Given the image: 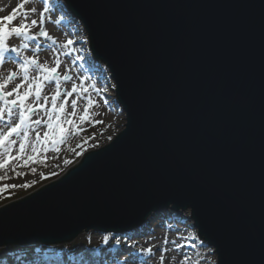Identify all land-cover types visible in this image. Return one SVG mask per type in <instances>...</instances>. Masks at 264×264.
<instances>
[{
	"label": "water",
	"instance_id": "water-1",
	"mask_svg": "<svg viewBox=\"0 0 264 264\" xmlns=\"http://www.w3.org/2000/svg\"><path fill=\"white\" fill-rule=\"evenodd\" d=\"M124 126L0 206V248L189 210L214 264H264V0H61Z\"/></svg>",
	"mask_w": 264,
	"mask_h": 264
},
{
	"label": "rangeland",
	"instance_id": "rangeland-1",
	"mask_svg": "<svg viewBox=\"0 0 264 264\" xmlns=\"http://www.w3.org/2000/svg\"><path fill=\"white\" fill-rule=\"evenodd\" d=\"M14 1L15 3L10 7L11 9H8L7 3L5 5L1 4L0 7L6 10L2 12L3 15H0V21H3V17L12 15L13 10H15L16 19L10 27L18 26L22 21L23 13L26 11L30 17L27 23L30 24L31 19L38 21L37 25L32 26L30 31V35H37L36 40H28L16 36H12L8 40L9 47H16L20 52L19 66L23 63L25 57L31 58L35 56L40 63L48 66H55L54 61L59 58L61 61L58 69L61 74V93L70 91L73 84L77 85L79 92V95L74 93L72 97L68 98L66 111L68 113L72 112L71 100L77 99V115L72 117V119L77 127L83 130L69 135L67 142L59 145L60 150L58 152L51 150V145H49V151L44 152V146L40 145V152L36 162H29L27 166H20L22 161H10L6 170L0 169V176L6 177L0 180V188H4V185H17L15 188H7L4 191H0V202L3 200L11 201L14 197L23 196L22 194L31 192L37 187L56 179L69 165L72 167L82 153L97 149L108 143L113 136L119 131L121 132L125 122L124 113L116 103L114 82L110 78L107 68L98 61L93 60L87 47L88 41L84 30L81 28V23L75 17L68 18V15L61 12L63 6L58 5H63L61 0ZM21 4L24 5L23 8L20 7ZM45 7L48 8L47 12L44 11ZM32 8H36L35 13L30 11ZM3 23H7V21H3ZM41 29L47 31L56 43L53 44L52 40L39 36L38 33ZM69 39L73 40L74 43L65 47L64 45L67 44ZM24 45H27V47H24ZM39 48L45 49L44 52L39 53ZM14 55L16 53H6L5 60ZM85 60L90 63L89 66L84 62ZM12 71L16 72V77H22L23 75L20 67L11 69L3 76V81ZM31 72L35 73L34 77L37 76V70L34 67H30L29 74ZM65 74L71 77L73 74L76 75L74 78L75 82L72 85L69 82L70 80H63V75ZM85 89L87 90L86 92L84 91ZM20 91L23 92L24 87ZM54 92L55 85L51 86V82H46L42 96L46 95L49 97L47 104L49 109L51 108V96ZM87 98H91L93 101V106L89 109L92 119L102 121V123L92 124L85 122L82 125L80 124L79 117L83 115V110L87 105ZM43 102V98L37 102L34 97L28 101L34 107L38 103L42 104ZM62 102L63 97L57 101L58 104ZM3 106V102L0 101V107ZM13 114L14 118H16L14 122L17 123L19 110L14 108ZM32 117L34 120L38 118L46 120L47 113L43 109H37L36 113L32 114ZM10 119L11 117L7 115V110H5V115L0 118L1 130L6 127L2 120L9 122ZM67 127L71 130L70 125ZM35 129L34 132L29 127V144L35 140L36 132H39L43 137L44 132L47 130L46 126L44 131L38 129L37 126ZM11 139L21 142L22 133L21 135L12 136ZM77 152L81 154L76 155ZM27 155H33L31 150L29 153L26 152L24 158ZM65 161H68V163H65ZM33 168H35V172L32 171ZM17 172L23 173V175L17 176ZM191 224L192 220L189 217V210L178 213L172 211L155 213L139 229L126 234H116L115 236L112 233H101L98 231L83 232L77 235L73 241L56 246V249L61 253L58 255L65 254V257L44 258V256L41 257L39 255H28L30 253L24 256H5L6 253H10L9 249L13 246L2 247L0 248V264H85V260L81 262L77 259H84L85 257L86 260L90 259L87 257L91 254L95 256L93 264H161V255L164 257L170 256L172 260L183 255L178 264L216 263V254H214L213 247L198 238L197 232L192 228ZM105 238H107V242H105ZM165 240H167V243H165ZM14 247L25 248L26 251L30 252L38 250L39 247L46 249L38 244ZM149 248L152 249L151 253L147 252Z\"/></svg>",
	"mask_w": 264,
	"mask_h": 264
},
{
	"label": "snow or ice",
	"instance_id": "snow-or-ice-1",
	"mask_svg": "<svg viewBox=\"0 0 264 264\" xmlns=\"http://www.w3.org/2000/svg\"><path fill=\"white\" fill-rule=\"evenodd\" d=\"M21 8L24 7L23 4L20 5ZM32 13L36 12V8L30 10ZM45 12L48 11V8L45 7ZM42 15V14H41ZM16 19L15 10H13L12 15L3 17V23L0 21V65L5 61V54L12 52L16 53L17 56L20 55L18 48L9 47L8 40L12 36L23 37L28 40H36L37 35H30L31 27L36 26L38 21L36 19H31L30 24L27 21L30 19L29 13L26 11L23 13L22 21L18 26L10 27L12 22ZM39 36L46 39L52 40V43L55 44L56 41L49 36L48 32L41 29L38 33ZM73 40L69 39L65 47L72 45ZM27 47V45H24ZM79 59V57H77ZM55 66H48L47 64L40 63L35 57H25L23 63L20 64V69L22 72V81L15 85L11 91H6L10 81L16 78V72L12 71L8 74L7 78L0 83V101L3 102V107H0V118H3L5 115V110H7V115L12 116L14 108L19 110V120L15 124H11L6 132H0V169L6 170L8 168L10 161H22V165L27 166L29 162H36L40 152V145H43L44 152L49 151V145H51V150L59 151V145H62L67 142L68 136L73 135L76 132L82 131V128H78L75 121L72 117L77 115V99L71 100L72 112L68 113L66 111V105L68 104V98L72 97L74 93L79 95L77 85L73 84L70 91L61 93V74L58 71L61 61L59 58H56L54 61ZM30 67H34L37 70V76L31 77L29 75ZM72 77L65 74L63 75V80L69 81ZM55 82V92L51 96V108L47 107L49 102V97L46 95L42 96L43 88L46 82ZM24 87V91L21 92L20 89ZM87 91L86 89L84 90ZM14 97V98H12ZM34 97L35 101H40L43 98L42 104H37L35 107L32 103H28L29 99ZM63 97V102L58 104L57 101L59 98ZM93 106V101L91 98H87V105L83 110V115L79 117L80 124L82 125L85 122L92 124L102 123V121H95L92 119V115L89 113V109ZM37 109H43L47 113V119L43 120L41 118L31 120L32 114L36 113ZM31 124L35 125H45L46 131L43 134V137L39 132H36L35 140L28 143L29 141V127ZM71 126V130L67 127ZM22 140L19 144V153L15 156L11 155V145L15 144L16 141L11 139L14 135H21ZM111 139V137H109ZM31 147V152L33 155H27L26 158V149ZM81 153L77 152L76 155ZM68 163V161H65ZM15 171V169H13ZM35 172V168L32 169ZM17 176L23 175V173L17 172ZM6 177L0 176V180L5 179ZM17 185H4V188H0V191H4L7 188H15ZM107 242V238H105ZM167 243V240H165ZM152 249H147V252L151 253ZM164 256L161 255L160 262L163 264Z\"/></svg>",
	"mask_w": 264,
	"mask_h": 264
},
{
	"label": "bare ground",
	"instance_id": "bare-ground-1",
	"mask_svg": "<svg viewBox=\"0 0 264 264\" xmlns=\"http://www.w3.org/2000/svg\"><path fill=\"white\" fill-rule=\"evenodd\" d=\"M11 0H0V6H1V4H8V9H11L10 7L13 5V3H15V1L14 0H12L11 2H10ZM4 10H6L5 8H2V7H0V15H3L2 14V12H5ZM44 50L45 49H42V48H39L38 49V51H39V53H43L44 52ZM32 51V50H31ZM35 57V56H34ZM18 60H19V56H17V55H14V56H12V57H10L8 60H5L4 61V63L2 64V65H0V83H1V81H3V79H4V75H6L7 74V72H8V70H11V69H16V68H18L19 67V62H18ZM31 77H34V75H35V73H32L31 72V74H29ZM75 74H73L72 75V79L69 81L70 82V84L72 85L74 82H75V80H74V78H75ZM21 80H22V77H16L14 80H12V81H10L9 82V84H8V86H7V88H6V91H10V89H13L14 87H15V85L16 84H18V83H20L21 82ZM52 85H55V82L53 81V82H51V86ZM46 88H51V87H46ZM71 109V108H70ZM15 116H14V114H12V116H11V119L9 120V122L8 121H6V120H2V122L6 125V127L4 128V129H0L1 130V132H6L7 131V129H8V127L11 125V124H15V122L14 121H16V118H14ZM32 120H34V118L32 117L31 118ZM37 126V128L38 129H40V130H43L44 131V129H45V125H35V124H31L30 125V127L33 129L32 131H34V130H36L35 129V127ZM35 132V131H34ZM19 144H20V142H19V140L18 141H16V143L15 144H13V145H11V155H13V156H15V155H17V153H19ZM30 150H31V147H28L27 149H26V152L27 153H29L30 152ZM11 162H16L15 160H13V161H11ZM201 239V238H200ZM202 240V239H201ZM181 257H183V255H180V256H178L175 260H172V258L170 257V256H165L164 257V261H163V264H170L171 262H172V264H178V263H180V261H181ZM87 258H90V259H87L86 260V257L84 258V259H77L78 261H81V262H83L82 260H85L84 262H85V264H93V259H95V256H93L92 254L91 255H89Z\"/></svg>",
	"mask_w": 264,
	"mask_h": 264
},
{
	"label": "trees",
	"instance_id": "trees-1",
	"mask_svg": "<svg viewBox=\"0 0 264 264\" xmlns=\"http://www.w3.org/2000/svg\"><path fill=\"white\" fill-rule=\"evenodd\" d=\"M58 3V2H57ZM58 5H60L61 7H62V5L61 4H58ZM61 12L63 13V14H65V15H68L69 17L68 18H71L72 16L69 14V12H67V10L66 9H64L63 7L61 8ZM82 28V27H81ZM83 54H84V51H83ZM84 58V57H83ZM89 59V58H88ZM87 60H85L84 62L89 66V62L87 61ZM91 62V61H90ZM22 195H25V194H22ZM19 197V196H18ZM18 197H14V198H12V200H14V199H17ZM21 197V196H20ZM10 200H7V201H2V202H0V206L2 205V204H5V203H7V202H9ZM47 249H42L41 247H39L38 248V250H34V252H30V251H26V249L24 248H19V247H13V248H11V249H9V251H10V253H6L5 254V256H9V255H20V256H24V255H26V254H28V253H30V254H28V255H39V256H41V257H43L44 256V258H47V257H55V256H59L58 258H60V257H65L64 255H58V254H61L60 253V251L59 250H57V249H55V248H51V249H48L47 251H46ZM73 251V250H72ZM27 255V256H28ZM26 256V257H27Z\"/></svg>",
	"mask_w": 264,
	"mask_h": 264
}]
</instances>
